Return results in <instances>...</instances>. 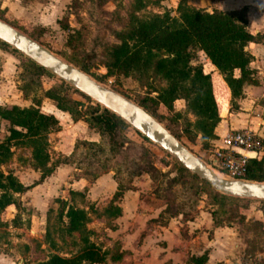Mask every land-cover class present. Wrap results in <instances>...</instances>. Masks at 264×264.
I'll return each mask as SVG.
<instances>
[{
    "label": "rangeland",
    "instance_id": "1",
    "mask_svg": "<svg viewBox=\"0 0 264 264\" xmlns=\"http://www.w3.org/2000/svg\"><path fill=\"white\" fill-rule=\"evenodd\" d=\"M134 1L0 0V18L5 19L13 27L36 40L64 61L74 65L70 61L74 57L87 63L89 65L87 73L94 80L138 103L140 97H155L158 89L164 87L165 83L150 73L135 72L128 76L118 73L109 75L102 65L105 47L116 43L115 33L128 26V16L132 12L131 4ZM146 1V6L135 13L139 19H143L151 13L164 11H167L171 17H176L177 0H160L156 4L155 0ZM245 1L251 7L248 9V6H245L249 24L247 29L253 34L257 29H259V33H262V48L259 56L263 57L264 7L258 4L259 2L256 3V0ZM260 2L264 3V0ZM207 12L210 11L207 10ZM193 58L194 62L201 63L205 72L210 73L202 53L196 52ZM27 59L9 45L5 43L0 45L1 106L12 104L22 107L30 106L36 99L40 101L39 108L44 100L54 104V101L43 96L44 91L50 88L56 89L57 95L61 98H70L81 103L78 106L81 110L87 106L98 105L94 100L87 96L88 99H86L84 94L46 70L39 77L34 76L26 65ZM74 66L76 67V65ZM258 76L261 78V88L254 91H251L250 88L247 92L248 102L243 105L245 108L243 112H246L249 117H241L244 119L248 117V123L250 125L254 123L251 129L264 140V78L262 75ZM32 79L37 81L36 86L31 82ZM239 98L231 99L229 96L227 109L230 112L238 109ZM221 104L223 107L221 116L223 117L225 115V96H223ZM98 106L99 111L103 109L102 106ZM158 111L160 115H163L159 122L170 132L181 133L180 142L204 162L208 155L204 152L210 149L213 139H204L202 143H206V145L201 148L199 133L193 140L186 138L187 134L182 132L185 123L188 120L191 123L189 128L193 129L192 122L195 118L185 111L184 101L177 99L173 101L171 110L168 111L159 106ZM176 113L179 116L175 117ZM126 125L118 133L122 147L115 154H110L108 151L107 138L100 137L94 131L95 143L100 147L99 150L78 145L77 149L73 151V163L71 164L73 170L71 169L67 177H64L56 186V192L52 197L47 200V193L45 198L41 195L43 200L37 203L31 200L30 196H21L22 198L17 196L18 210L7 208L1 212L0 219L9 222V225L4 228L5 234L2 233L3 231L0 232V251L7 257L12 256L13 264H36L37 261L53 252L44 243L43 235L47 225L50 231L55 230L52 232V237L56 241L59 255L68 256L75 251L76 247L72 244V237L57 235L56 229L59 224L57 215L61 202L71 203V205L83 208L88 212L89 221L86 227L92 232L90 240L98 244L102 250L107 251L105 260L101 264H115L114 261L117 257L114 256L118 252H109L108 250L117 242L114 230L119 226L120 218L107 219L101 215V211L115 189L119 188L123 191L126 188H131L135 181H140L138 189L141 191L137 196L139 203L131 206L127 214L130 217L129 220L136 218L144 221L147 228L157 229L158 226L165 225L169 218L176 216L180 217L178 220L183 223V221L192 219L199 209L207 212L215 209V206L209 204L210 196L218 192L206 183L207 187L194 193L189 188L190 179L186 176L178 177L180 173L178 161L162 148L147 140L134 128ZM5 129V122L0 120V140L6 134ZM56 130L57 127L47 135L51 162L65 156L60 155L54 148L57 140H60V137L54 135ZM65 134L67 135V130ZM11 150L13 156L10 162L4 165V169L11 172L17 171V175L21 178L27 177L23 181L28 184L35 182L34 178L29 176L31 175L29 171L27 175L24 174V170L30 168L28 163L17 160L18 157H28V149L11 148ZM90 153H95V155H89ZM99 165H102L105 170L99 171ZM215 172L219 176L228 178L218 171ZM93 174H97V176L94 178ZM103 174H107V176L105 179L102 176V180L96 185L98 190L92 195L88 191L89 188L94 180ZM78 178L85 180L86 185L74 184ZM173 178L177 179L172 180ZM45 179L47 189V178ZM77 188L80 189V192H73V189ZM61 190L68 191V195L61 193ZM122 200L120 196L116 202L124 203L125 200ZM223 200L226 213L221 219L231 227L233 236L238 238L239 247H232L231 255L224 257L225 261L221 260L220 264H264V212H261V209L264 211V200L234 198L225 195ZM137 213L140 216H136ZM173 214L176 215L173 216ZM15 215V223L11 225L10 221ZM29 230L32 231L29 232ZM74 238L76 240V235ZM203 252L205 250L201 251L199 255Z\"/></svg>",
    "mask_w": 264,
    "mask_h": 264
},
{
    "label": "trees",
    "instance_id": "2",
    "mask_svg": "<svg viewBox=\"0 0 264 264\" xmlns=\"http://www.w3.org/2000/svg\"><path fill=\"white\" fill-rule=\"evenodd\" d=\"M159 1L155 0L154 3ZM146 2V0H135L131 4L132 12L128 16V26L115 33L116 43L105 47L102 65L109 75L118 73L128 76L135 72L150 73L162 80L165 86L158 89L156 96L140 97L138 104L160 121L163 115L159 114L158 107L162 106L169 111L173 101L182 99L185 103V111L195 118L192 122L194 131L189 128L191 123L187 120L182 132L187 134L186 138L189 140H193L199 133L202 148L206 145L202 143L204 139L215 138L213 130L220 120L218 110L222 115L221 100L225 93L218 75L214 72H204L201 63L194 62L193 55L200 52L208 59L228 87L230 98L236 99L241 96L244 84H257L252 75L253 70L249 68L251 54L244 48L251 42L261 43L263 36L248 31L245 7L230 11L212 9L206 12L204 9L187 5L185 0H180L175 8L176 17H171L167 11H164L151 13L139 19L135 13L145 7ZM0 19L6 21L3 18ZM0 45L4 43L0 42ZM72 58L70 61L87 73L89 65ZM26 65L36 77L45 72L43 68L29 59L26 60ZM234 70L238 71L237 76H234ZM31 82L37 85V81L32 79ZM43 96L54 101V106L66 112L71 120H82L100 137H106L110 154H115L122 147L118 133L122 127L127 125L113 113L104 108L99 111L98 105L87 106L81 110L78 108L81 103L70 98L59 97L54 88L45 90ZM39 103L40 101L36 99L30 106L0 105V120L6 124V134L0 140V214L8 205H13L18 210L17 196L50 175L55 166L71 165L73 151L78 145L89 149L99 150L100 148L95 142L77 139L69 155L51 162L47 135L57 127L58 122L54 116L42 113ZM177 116L179 114L176 113L175 117ZM171 133L179 140L181 133L176 131ZM11 148L28 149V157H18L17 160L28 163L31 169L39 172L37 181L24 186L12 175L11 171L2 170V167L5 168L4 165H7L13 156ZM208 150L204 153H208ZM89 155L93 156L95 153ZM102 170L105 169L99 165V171ZM178 170L179 178L186 176L190 179L189 188L194 193L207 187L206 182L189 173L182 166L179 165ZM96 176L97 174H93L94 178ZM244 179L264 182V140L255 157L248 159ZM121 193L122 190L116 189L102 209V216L114 219L120 215V208L115 202L120 198ZM223 199L224 195L219 193L210 196L209 204L215 206V209L209 212L214 227L227 225L221 219L226 213ZM261 212L264 211L261 209ZM57 216L59 222L56 229L57 235L72 237V244L76 249L68 256L59 255L56 241L52 237V232L55 230L50 231L47 225L43 235L44 243L53 252L37 261L36 264L103 263L107 251L102 250L98 244L90 240L92 232L86 227L89 221L88 212L83 208L61 202ZM15 220L16 215L11 219V225H14ZM8 225L9 222L0 219V230L3 234H5L4 228ZM206 260V252H203L201 255L188 257L185 264H205Z\"/></svg>",
    "mask_w": 264,
    "mask_h": 264
},
{
    "label": "crops",
    "instance_id": "3",
    "mask_svg": "<svg viewBox=\"0 0 264 264\" xmlns=\"http://www.w3.org/2000/svg\"><path fill=\"white\" fill-rule=\"evenodd\" d=\"M179 1L180 0H177V3ZM260 1L261 0H256V3L259 2L258 4L264 7V3ZM185 2L189 6L207 9L209 11H211L212 9L230 11L245 6H248V9H251L250 5L245 0H185ZM247 28H249L248 21ZM249 32L251 33V31ZM255 33H259V29H257ZM261 44L262 42H251L246 46V50L249 51L252 57L249 63V68L253 70L252 75L257 84H244L242 86L240 96L241 98H239V100L237 101L238 109L234 112H230L227 109L228 98L230 96L228 87L226 86L218 71L203 55L205 61L208 64L209 71L217 74L221 82L223 83L226 98L225 115L223 117L220 115L219 110L217 109L220 120L213 130L215 138L211 141L214 144H219L220 137L231 130L247 127L251 129V127H253L254 125V123L252 125L248 123L249 116L246 112H243V109H245L243 108V105L248 102L247 92L250 88L251 91L259 90L261 88L260 84L262 82L260 76L258 75H262L264 78V55L263 57L262 55L259 56L260 49L262 48ZM233 74L234 76H237L238 71L234 70ZM42 103L43 104H41L40 106V111L44 114H50L54 116V118L58 122L57 130L54 132V135L60 137V140H57L56 144L54 143V148L55 150H57V152H59L60 155L66 156L67 154L71 153L73 150L74 142L77 138H79L80 140L92 142L96 141V138L94 136L95 132L91 128H89L84 121L71 120L66 112L58 110L50 101L46 102V100H44L42 101ZM241 116L248 117L247 119H244ZM66 130L67 135L65 134ZM68 131L70 132L68 133ZM71 169L73 170L72 166L69 164H59L55 166L51 174L45 177L47 178V189L45 186L46 179L43 178V180H41L39 183L28 188L25 192L21 193L18 196H30L31 200L39 203L40 200H43V198H41V195L45 198L47 193L48 200V198L52 197L53 194H55L56 186L60 184L64 177H67V175L71 172ZM24 171V174L26 175L29 171V173H31V175L29 176L34 178L35 181L38 180L39 173L37 171H34L31 168ZM11 173L24 186L30 184L24 182L27 177H19V175H17V171ZM102 176H104L105 179V176H107V174H103L97 177L94 180L92 186L89 188L88 191H90L92 195L96 192V190H98V188H96V185L100 180H102ZM138 182L140 181H135L134 183H132L131 188H126L122 191L121 199H123L122 201L125 200L124 203L115 202L121 211L120 215L116 217L120 218V224L117 229L115 228L114 230L116 235L115 240L117 242L114 241L116 242V244H114L113 247H110L111 249L108 250L109 252H118L116 255L117 258L115 259L116 261H114L115 264H184L188 256H191L192 254L194 256H196L197 254L199 255L200 252L204 250L207 255L205 264H220L221 260H224V257H229L231 255L230 250L232 247H239L238 238L233 236L231 227L227 225L214 227L212 225L210 214L206 210L199 209V211H197L192 219L183 221V223L179 222L178 219L180 217H171L169 218L168 222L165 223V225L158 226L157 229L147 228V226L143 223L144 221H141L140 219L137 220L136 218H133L129 220L130 217L127 213L131 209V206L139 203V200H137V196L141 190L138 189ZM74 184H78V186L82 184L81 186H85L86 182L82 178H78V181ZM114 191H116V189ZM65 192H67V194ZM73 192H80V189H73ZM61 193L68 195V191H62ZM111 195L109 199L111 198ZM7 208L15 207L13 205H8L7 207H5V209ZM138 213L136 216H140L138 215ZM31 231L32 230H29V232ZM0 264H13L12 256L7 257L6 254H3L2 251H0Z\"/></svg>",
    "mask_w": 264,
    "mask_h": 264
},
{
    "label": "water",
    "instance_id": "4",
    "mask_svg": "<svg viewBox=\"0 0 264 264\" xmlns=\"http://www.w3.org/2000/svg\"><path fill=\"white\" fill-rule=\"evenodd\" d=\"M0 41L116 115L147 140L174 157L182 167L206 182L216 192L234 198L264 200V182L216 176L213 172L215 170L189 151L138 103L100 84L88 73L59 58L48 48L2 19ZM244 49L246 50V47Z\"/></svg>",
    "mask_w": 264,
    "mask_h": 264
},
{
    "label": "built area",
    "instance_id": "5",
    "mask_svg": "<svg viewBox=\"0 0 264 264\" xmlns=\"http://www.w3.org/2000/svg\"><path fill=\"white\" fill-rule=\"evenodd\" d=\"M261 142V137L252 129L231 130L220 137L219 144L212 143L204 163L226 177L244 179L247 161L255 157Z\"/></svg>",
    "mask_w": 264,
    "mask_h": 264
},
{
    "label": "bare ground",
    "instance_id": "6",
    "mask_svg": "<svg viewBox=\"0 0 264 264\" xmlns=\"http://www.w3.org/2000/svg\"><path fill=\"white\" fill-rule=\"evenodd\" d=\"M213 172L215 173V175H216V176H218V177L222 178V177H221V176H219V175H218V174H217L215 171H213Z\"/></svg>",
    "mask_w": 264,
    "mask_h": 264
}]
</instances>
